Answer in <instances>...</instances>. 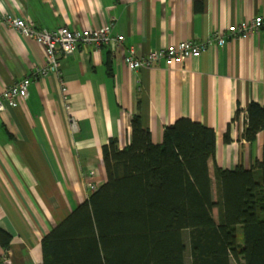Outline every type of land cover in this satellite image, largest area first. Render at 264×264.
Segmentation results:
<instances>
[{"label": "crops", "instance_id": "obj_1", "mask_svg": "<svg viewBox=\"0 0 264 264\" xmlns=\"http://www.w3.org/2000/svg\"><path fill=\"white\" fill-rule=\"evenodd\" d=\"M8 16L48 30L111 25L125 40L116 52L81 45L61 60L60 77H42L45 48L4 24ZM260 16L264 0H0V97L31 79L29 98L0 113V229L11 236L0 264L43 263V239L88 200L91 172L99 188L106 183L103 148L112 139L128 147L136 115L156 145L183 118L213 129L212 177L215 166L250 170L264 161V130L253 143L244 137L249 105L264 108V30L223 47L212 42ZM182 41L210 45L181 67L133 72L123 62L131 47L146 55Z\"/></svg>", "mask_w": 264, "mask_h": 264}, {"label": "trees", "instance_id": "obj_2", "mask_svg": "<svg viewBox=\"0 0 264 264\" xmlns=\"http://www.w3.org/2000/svg\"><path fill=\"white\" fill-rule=\"evenodd\" d=\"M247 116L244 137L253 143L264 108L253 102ZM224 139L231 142L230 128ZM215 155L213 129L183 118L156 145L136 115L130 145L120 150L112 139L103 148L106 183L43 239L42 264H186L185 230L191 264H264V161L250 170L215 166V201ZM10 242L0 229V245Z\"/></svg>", "mask_w": 264, "mask_h": 264}, {"label": "built area", "instance_id": "obj_3", "mask_svg": "<svg viewBox=\"0 0 264 264\" xmlns=\"http://www.w3.org/2000/svg\"><path fill=\"white\" fill-rule=\"evenodd\" d=\"M3 22L45 48L47 64L39 70V76L42 77L49 75L60 77L61 60L64 57L72 55L81 45L94 46L97 49L107 46L116 52L117 50H121L125 40L124 36L113 33L111 25L97 30H70L68 27L48 30L38 29L31 20L27 21L11 16L3 17ZM262 30H264V16L232 26L225 33L216 32L212 42L223 47L233 38L253 36ZM209 45L182 41L168 46L166 49L153 51L146 55L138 54L135 48L131 47L128 49L127 54L124 55L123 62L133 72L141 69H151L157 65H163L168 69L181 67L187 60L201 57L207 51ZM30 85L31 79L25 78L7 90L0 97V113L5 112L8 106L16 108L19 101L27 100L29 98ZM61 91L63 100L64 102L66 101V107L69 109L68 98L66 96L67 88L63 86ZM95 176L96 173L91 172V181L87 183L90 195L99 190V187L93 181Z\"/></svg>", "mask_w": 264, "mask_h": 264}, {"label": "rangeland", "instance_id": "obj_4", "mask_svg": "<svg viewBox=\"0 0 264 264\" xmlns=\"http://www.w3.org/2000/svg\"><path fill=\"white\" fill-rule=\"evenodd\" d=\"M214 179H215V177H212V191H213V198H214L215 201H217L218 195H217L216 185L214 186V182H215ZM214 213H215V215L217 214V209L214 211ZM183 234H184V237H186V239L188 240V245H187L188 252H187V255H189L190 252H191V249H190L191 248L190 247V240H189L190 239L189 238L190 234H189V231L188 230L183 231ZM238 240H239L240 243L242 242V233H241V231H239V233H238Z\"/></svg>", "mask_w": 264, "mask_h": 264}]
</instances>
